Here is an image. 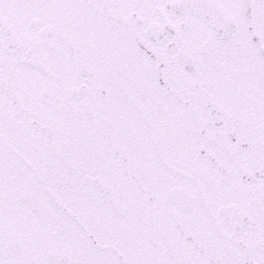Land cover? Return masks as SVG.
<instances>
[{
  "label": "snow or ice",
  "instance_id": "obj_1",
  "mask_svg": "<svg viewBox=\"0 0 264 264\" xmlns=\"http://www.w3.org/2000/svg\"><path fill=\"white\" fill-rule=\"evenodd\" d=\"M0 264H264V0H0Z\"/></svg>",
  "mask_w": 264,
  "mask_h": 264
}]
</instances>
